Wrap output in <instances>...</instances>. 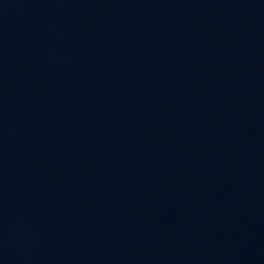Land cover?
<instances>
[{"label":"water","instance_id":"obj_1","mask_svg":"<svg viewBox=\"0 0 264 264\" xmlns=\"http://www.w3.org/2000/svg\"><path fill=\"white\" fill-rule=\"evenodd\" d=\"M0 264H264V0H0Z\"/></svg>","mask_w":264,"mask_h":264}]
</instances>
